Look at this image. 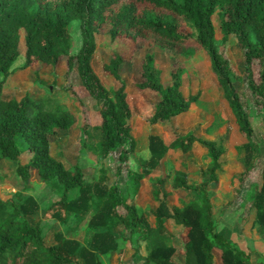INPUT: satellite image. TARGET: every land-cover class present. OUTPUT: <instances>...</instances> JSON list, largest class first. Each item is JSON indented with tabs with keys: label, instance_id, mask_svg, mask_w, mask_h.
Segmentation results:
<instances>
[{
	"label": "trees",
	"instance_id": "16d2710c",
	"mask_svg": "<svg viewBox=\"0 0 264 264\" xmlns=\"http://www.w3.org/2000/svg\"><path fill=\"white\" fill-rule=\"evenodd\" d=\"M217 5L221 8L222 42L228 35L234 36L245 69L246 87L253 103L263 108L264 0H0V93L14 69L35 65L37 78L40 68H56L64 58L65 75L73 68L79 84L99 103V121L80 127L81 145L100 161L112 152L117 153L112 182L108 184L104 168L96 179H86L77 164L64 166L49 153L50 140L56 134L68 135L76 126L70 111L55 104L47 93L42 98L49 101L47 104L26 93L19 97L0 95V161L12 163L13 175L19 182L7 198H0V264H102L100 257L113 254L122 264L126 249L118 242L114 229L123 233L120 237L125 244H134V254L143 243L146 253L142 264H214V248L219 251L221 264H250L252 250L225 240L212 217L213 191L209 186L217 185L215 172L225 151L223 140L202 139L191 132L179 134L175 130L168 141L149 134V156L141 161L139 172L132 171L125 164L135 144L130 134L131 110L120 77L124 56L120 48H110L109 60L102 65L103 71L112 77L113 86L109 89L102 85L91 65L95 35L99 32L107 33L110 42L120 34L130 39L153 37L160 49L194 42L204 52L237 132L244 139L237 146L243 151V170L236 177L237 187L232 192L236 195L244 179L252 174L259 145L252 138L250 113L242 106L234 85L241 76L214 42L211 16ZM73 20L78 21L80 42L71 53ZM181 25L190 33L183 32ZM20 31L24 58L20 66L12 68L18 55ZM119 47L124 51L127 46ZM182 72L183 66L173 64L168 71L169 84L163 86L154 55L144 53L139 63L141 81L133 85L157 95L147 119L149 125L166 124L186 113L197 101L198 92L182 93ZM92 131L97 138L94 145L87 140ZM194 143L204 148L207 158L204 167L194 165L196 179L189 181L182 170H175L171 176L157 173L149 184L154 206L139 211L133 197L140 180L160 165L168 150L178 148L180 153H186ZM20 145L28 151L26 161L18 160ZM121 167L125 169V190L116 180ZM33 176L39 186L45 185L53 195L39 216L36 212L40 203L31 194H25ZM192 193L193 198L183 200ZM171 194H176L183 204L171 203ZM249 198L252 224L264 239V162L259 182L251 184ZM45 220L64 228L63 232L57 230L53 234L51 243L43 235L41 222ZM166 221L171 222V228L165 226ZM182 229L184 241L179 237ZM77 230L85 234L82 242L73 236Z\"/></svg>",
	"mask_w": 264,
	"mask_h": 264
},
{
	"label": "rangeland",
	"instance_id": "374dc122",
	"mask_svg": "<svg viewBox=\"0 0 264 264\" xmlns=\"http://www.w3.org/2000/svg\"><path fill=\"white\" fill-rule=\"evenodd\" d=\"M221 8L217 5L214 13L211 16V21L214 29V42L218 50L228 59L233 68L240 74V81L236 82L235 88L242 106L248 109L250 113V122L252 125V138L259 145V157L257 163L253 168L252 174L244 179V183L236 195L233 189L237 187L236 177L243 170L241 158L243 151L237 149L244 139L237 132L234 118L222 98L221 90L218 87L214 76L209 70V64L204 52L196 47L192 41H188L182 46H175L172 48L160 49L155 46V39L153 37L130 39L124 34L117 35L118 38L114 42H110L108 34L99 32L95 35V50L91 57V65L94 73L100 78L102 85L109 89L113 86L112 77L105 73L102 65L109 60L110 48H120V53L124 56V62L120 66V77L124 82V92L126 93L128 103L131 110L129 122L131 124L130 134L134 140V149L127 161L126 166L132 171L139 172L141 170V161L147 159L149 152L147 149V136L149 134L161 136L165 141H168L173 136V131L179 134L191 132L202 139H222L224 154L221 159L219 168L216 170L217 185L209 186L213 191V196L210 198L213 218L218 221L217 230L223 226L224 231L219 233L225 240L231 241V228H238L240 225L234 221V214L246 215V209L250 208V189L253 182H259L260 167L264 162V107L259 108L252 101L249 91L246 87L245 69L242 63V57L239 48L236 45L233 35H228L227 40L222 42V35L219 30V14ZM74 24L70 25L71 47L70 52L73 53L79 46L80 38L78 34V21L74 20ZM77 26V27H76ZM181 30L185 33H190V30L181 25ZM20 38L18 42V55L15 60L16 63L20 60L23 62L24 58V44L23 32L20 31ZM119 44L127 46L124 51L119 47ZM151 52L154 55L155 64L160 70V81L163 86L169 84L168 71L173 64L183 66L181 74V91L183 94L199 93L197 101L191 105L190 109L183 114L177 115L166 124L156 123L149 125L148 117L152 113V105L156 101L157 95L151 90H141L134 87V82L141 81L139 75V63L144 53ZM46 68V67H45ZM40 68L38 77L36 78L34 72L35 65L24 68L23 73L18 78L21 84L14 90L9 89L6 94L1 92L2 97L18 96L24 91L33 100L40 103L47 104L49 101L42 98L47 95L55 101L63 109L70 111L76 119V126L70 131V136L64 137L61 134H56L49 144L50 156L62 162L64 166L77 164L83 172V177L86 179H96L100 174V169L104 168L108 176V184L115 178L113 175L116 151L112 152L105 160L100 161L97 156L87 151L81 145L83 133L80 130L82 124L92 126L99 121L98 105L99 103L90 97L85 89L79 84L76 72L68 71L65 75V59L61 58L56 68ZM59 70L61 74L54 75L53 71ZM51 71V72H50ZM8 77L6 78V80ZM37 79H39L37 81ZM5 80V82H6ZM4 82V83H5ZM25 87L26 90H23ZM8 94V95H7ZM24 94V93H23ZM170 124V125H167ZM87 137L91 144L96 143L95 133L92 131ZM67 136V135H66ZM21 154L18 160L26 161L28 151L23 149L20 145ZM207 158L205 156L204 148L194 143L191 149L186 153H180L178 148L168 150L156 169H153L150 174L140 180V187L137 194L133 197L135 207L139 211L146 210L154 206V202L150 195V181L159 173H167L170 176L175 170H182L186 173L189 181L196 179V168L194 165L205 166ZM10 163L9 161H7ZM14 162V161H13ZM12 164V163H10ZM15 165V162L13 163ZM122 171L117 177L118 185L125 190L127 182L124 181L125 169L121 167ZM16 178L13 175V168L5 164L0 170V198H7L13 191V185ZM166 187H169L167 181ZM37 195L40 203L39 213L43 207L52 199L50 193L45 185L39 187V181L35 176L29 183L27 192L25 194ZM194 197L190 194L184 197V201ZM54 199V197H53ZM169 201L177 206H181L183 201L176 194L169 196ZM225 218L221 213L223 209H228ZM252 210V209H251ZM238 212V213H237ZM37 214V213H36ZM37 216H39L37 214ZM150 220V219H149ZM223 220V221H222ZM42 231L47 243L53 242V234L60 230L63 232L64 228L59 227L53 221L45 220L41 222ZM171 222L166 221L165 226L171 228ZM114 235L117 240L126 249V257L122 264H142V257L146 250L141 242L136 254L133 253V245L124 243L121 239L123 234L120 230L114 229ZM79 241H83L85 234L82 230H77L74 235ZM179 237L181 241L185 240V229L180 230ZM232 242V241H231ZM234 243V242H232ZM242 249V248H241ZM212 257L214 264H221L219 251L212 249ZM102 264H121L117 262L115 254L100 257ZM120 262V261H119Z\"/></svg>",
	"mask_w": 264,
	"mask_h": 264
},
{
	"label": "crops",
	"instance_id": "0c3cea01",
	"mask_svg": "<svg viewBox=\"0 0 264 264\" xmlns=\"http://www.w3.org/2000/svg\"><path fill=\"white\" fill-rule=\"evenodd\" d=\"M74 23H75L74 20L71 21V25H73ZM21 64H22V61H20V60L16 63V65H15V61H14V63L12 64L11 67L17 68ZM48 67L49 66H47L46 68H48ZM23 71H24V69H14L7 76L8 79L7 80L5 79L6 82L4 81L5 83H3V85H2L1 92H4V94H6L9 89L14 90L16 87H18L21 84V81L18 78H20L19 76L21 75V73H23ZM52 74L58 75V74H61V72L59 70L58 71L55 70L52 72ZM22 89L26 90L25 87H22ZM25 92L26 91H24L23 93H25ZM23 93L21 95H23ZM21 95L14 96V97H19ZM61 136L69 138L70 132L67 136L65 134H63ZM5 164L10 165L11 167L13 166L12 164H10L6 161H0V170H1V167L5 166ZM15 182L16 183H14V185H13L14 189H16L15 188L17 186L16 184H19L17 179ZM39 187H42V186H39ZM37 195H34V197H36V199L38 201ZM229 209L230 208H228L226 210L223 209L221 212L224 215V218H223L224 221L228 219V218L227 219L225 218V215L230 214L229 212H227V210H229ZM38 211L36 213L39 215ZM246 212H247L246 215L234 214L235 218H232L231 220L238 223L240 226L238 228L234 227V228L230 229L231 239H229V240L234 242V244H236L238 247H240L242 249L252 250V252L250 253V260H249L250 264H255L259 260L262 262V264H264V239L260 238V236L258 235V233L256 232V230L252 224V215H253L252 210L250 208H247ZM212 217H213V211H212ZM219 219H220V217H218L216 221L214 219L215 226H217V227H218ZM217 231H218V233L222 234V232L227 231V230L226 229L224 230L223 226L221 225L220 229H218ZM75 238H77V237H75ZM126 259H127V257H125L123 259V263L125 262Z\"/></svg>",
	"mask_w": 264,
	"mask_h": 264
}]
</instances>
